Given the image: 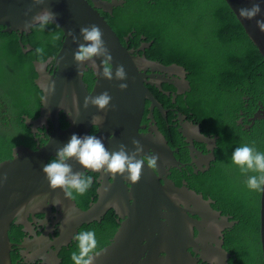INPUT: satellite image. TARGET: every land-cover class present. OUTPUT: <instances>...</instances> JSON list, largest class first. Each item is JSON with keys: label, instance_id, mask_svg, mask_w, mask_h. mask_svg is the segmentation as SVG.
<instances>
[{"label": "water", "instance_id": "1", "mask_svg": "<svg viewBox=\"0 0 264 264\" xmlns=\"http://www.w3.org/2000/svg\"><path fill=\"white\" fill-rule=\"evenodd\" d=\"M224 1L243 26L244 32L256 43L264 56V32L257 28L255 19H241L237 14L239 8L251 6L250 0ZM125 3L123 0H45L43 5H35L33 0H0V25L5 28L4 31L29 34L34 26L25 29V23H30L32 16L48 9L55 14L54 24L64 35L61 48L54 60L50 58L47 62L35 63L38 72L36 84L44 93L43 108L38 119L26 117V123L35 131L50 117L52 129L49 139L36 149L27 145H18L13 152V158L0 162V264H14L12 259L14 243L10 237L13 224L24 226V230L28 232L30 214L35 213L33 209L37 207L46 209L49 201L59 200L56 208L63 211L64 218V221H61L63 223L61 234L53 242V250L48 256L52 264H61L60 250L75 241L73 237L83 225L101 221L102 216L111 210L109 199L113 194L109 188L103 186V191L99 192L101 195L99 201L90 209L82 211L77 202L65 197L61 190L50 189L42 172L43 165L73 133L92 134L93 117H99L100 123L97 126L99 131L92 135L98 136L108 151L118 149L121 145L129 148L133 140H138L144 147V155L154 153L158 156L157 169L161 176L164 171L161 156L167 157L169 164L178 166L167 139L158 132L156 126H154L156 136L142 134L139 129L142 128L140 122L147 101L151 104L149 118L153 117L155 108L167 116V110L147 87V84H151L149 79H159L173 84L178 89L177 93L181 94L191 87L187 79V70L177 63L167 65L149 61L144 54L135 56L123 46L117 32L102 12L113 14L116 7ZM261 9V15L256 19H264V4L261 5ZM91 25L100 28L105 45L111 53L112 64L124 66L127 73V79L124 81L128 85L127 89L119 88L120 81L108 80L100 75L102 69H98L99 59L95 68L91 65L77 66L74 62L72 53L76 49V43L73 41V36L79 37L80 28ZM151 44L152 42L145 43L138 50L144 51ZM24 48L26 52L33 49L31 45H28V49L25 46ZM52 61L51 72L49 65ZM150 67L152 71H176L175 81L146 72V68ZM90 69H93L96 79L92 91L85 81V73ZM45 84L53 85L54 92H47L42 87ZM157 86L161 87V83ZM104 91H107L112 98L105 110L98 111L91 105L84 107L86 96L98 95ZM60 112L68 118L69 125L66 128H61ZM252 120L250 126H253L257 120H264V109L259 110ZM184 124L194 132L195 137L189 139L188 147L192 150L193 157H196L197 150L194 140L211 145L215 143L214 139L211 140L202 133L199 125H192L189 122ZM181 132L185 137L188 136L185 130ZM69 163L73 170L95 171L83 170L75 160ZM154 173L152 168L146 165L143 167L139 180L133 184L134 203L130 205L129 199L124 197L129 209L127 212L129 218L126 221L124 218V222L120 223L121 227L110 244L93 254L94 264H140L147 256L145 264H199L200 262L216 264L207 252L208 235L212 239L220 237L219 253L225 257L224 264H228L231 256L223 248V230L233 227L237 221L222 216L221 212L213 207L214 201L205 199L204 195L196 191L176 186L168 189L160 187ZM115 177L114 187H120L119 176ZM153 183L156 184L155 187ZM139 187L144 189V200L136 197ZM184 196H192L200 207V209L196 208V215L201 221L195 222L194 225L187 208L184 207V200L180 199ZM116 211L121 220L123 216L117 209ZM260 221L264 260V190L261 194ZM195 228L199 229L198 236ZM44 240H48V235L46 239L42 237L36 241ZM22 247L26 248L27 245ZM161 254L164 257L158 259L157 256ZM30 262L34 263L35 260ZM42 264L46 263L42 262Z\"/></svg>", "mask_w": 264, "mask_h": 264}, {"label": "trees", "instance_id": "2", "mask_svg": "<svg viewBox=\"0 0 264 264\" xmlns=\"http://www.w3.org/2000/svg\"><path fill=\"white\" fill-rule=\"evenodd\" d=\"M123 1L126 3L116 7L113 14L102 12L122 44L136 51L143 43L152 42L143 52L147 59L167 65L177 63L187 70L191 90L185 97L178 96L174 103L173 94L168 96L148 85L155 97L166 108H177L187 115L206 135L219 136L216 167L210 175L199 176L197 192L205 199H214L215 209L237 221L224 231L223 248L231 256L228 264H264L260 235L262 190L247 189L246 175L230 160L233 149L244 143L264 151V120H257L248 128L237 123L241 111L252 114L264 106L263 54L224 0ZM4 29L0 25V162L13 158L19 144L37 147L39 139H35L25 120L39 118L43 107L44 93L36 84L35 63L54 60L64 40L63 32L54 23L43 28L34 26L29 34ZM28 45L33 49L26 52L24 46ZM52 64L53 61L50 67ZM85 81L92 90L96 81L93 69L85 73ZM165 90L174 91V87L165 84ZM245 97L249 99L244 100ZM246 103L250 107L245 108ZM156 115L160 113L156 111ZM176 116L170 113L165 132L173 134L177 142L180 134L172 121ZM45 140L41 139V144ZM92 172L88 175L98 178L99 174ZM99 185L97 179L93 180L85 194L76 196L80 207H90ZM114 212L80 228L96 233L93 254L110 244L117 232ZM26 236L24 226L14 223L10 232L14 264L19 262V244ZM75 244L72 241L62 247L61 264H72L70 254Z\"/></svg>", "mask_w": 264, "mask_h": 264}, {"label": "clouds", "instance_id": "3", "mask_svg": "<svg viewBox=\"0 0 264 264\" xmlns=\"http://www.w3.org/2000/svg\"><path fill=\"white\" fill-rule=\"evenodd\" d=\"M33 3L35 5H43L45 0H33ZM250 4V7L239 8L237 14L241 19H255L257 28L264 32V19H256L261 15V5L264 4V0H250ZM54 22L55 14L48 9H44L32 16L31 22L25 23L24 28L29 29L33 26L43 28ZM73 41L76 43V49L72 55L77 66L91 65L95 68L99 59L100 67L98 69H102L100 75L108 80L116 79L120 81L119 88L121 90L127 89L128 85L124 82L127 79L124 66H114L112 64L111 53L105 45L103 34L98 26L81 27L79 37L74 35ZM42 87L47 92H54L53 85L45 84ZM111 99L107 91L98 95L86 96L84 107L87 108L91 105L98 111H103L110 105ZM92 122L94 126H98L100 123L99 117H93ZM132 144L134 153H139V157L130 152L125 145H121L118 149L110 152L98 136L73 133L67 142L56 149L54 156L43 165L42 172L48 181L50 189H59L64 193L65 197L71 199H75L77 195L85 194L93 183V178L90 175H86L85 171L73 170L69 163L72 160H75L83 170L101 171L104 174L113 176L119 175L124 180L135 183L139 180L145 165L149 168L157 166L158 156L154 153L143 155L144 147L138 140H133ZM230 160L232 165L246 175L245 186L247 189L264 190V151L244 143L233 149ZM248 173L253 174L249 175ZM105 187L110 189L108 184ZM179 188L188 189V186ZM52 203L55 206L59 204V200L54 199ZM191 219H193V223L199 221L196 218ZM73 238L76 244L75 250L70 254L72 264H94L93 253L97 246L96 233L93 230H80ZM190 252H192L191 249Z\"/></svg>", "mask_w": 264, "mask_h": 264}, {"label": "flooded vegetation", "instance_id": "4", "mask_svg": "<svg viewBox=\"0 0 264 264\" xmlns=\"http://www.w3.org/2000/svg\"><path fill=\"white\" fill-rule=\"evenodd\" d=\"M127 38H126V40H127ZM143 44H145V43H143ZM126 47L135 56H142L146 51V49H145L144 51H142V53L143 52L144 53L140 55L139 54V52H141L140 50L137 49L135 51V50L129 48V45ZM26 49H28V48L26 47ZM144 56H145V54H144ZM147 60H149V59H147ZM149 61H151V60H149ZM49 70L52 72V66L50 67V65H49ZM146 72L152 73V75H154L156 77H164L165 79H169V80L175 81V78H176V71H168V72H166V71L161 72L158 70L152 71V69L150 67V68H146ZM149 81L151 84H147V87H148V85L154 86L157 89H159L161 92H164L165 94H167L168 96H172V94H173V102L174 103L176 102V99L178 96H184L185 97V95L191 90V87H190V90L185 91L181 94H178L177 93L178 89L173 84L165 83L159 79H149ZM159 83H161V87L157 86V84H159ZM165 84H168L169 86L174 87V91H172V90H165L164 91ZM88 88L90 91L93 90V88H92V90L90 89V86ZM182 89H183V87H182ZM150 91L152 92L153 96L155 97V93L152 91V89H150ZM247 99H249V98L248 97L244 98V100H247ZM147 103H149V105H148V112L146 113ZM259 104H261V103H259ZM161 105H163V103H161ZM255 105L256 104H254L253 106H255ZM150 106H151L150 102L147 101L145 104L144 115H143V118L140 122V126L142 128L139 129V132L142 134L148 133V134H152V135L156 136V133L154 130V126H156L158 129V132H160V134H163L165 136V138L167 139V143H168L170 149L173 151V158L178 162V166L169 164L167 157L161 156V159H163V162H161V164L164 165L163 176H161L160 173L158 172L157 166L155 168H152L155 172L154 173L155 176L157 177V182H158L159 186L161 185L167 189L169 187H173V186H176V187L188 186L189 190H193V191L197 192V189H198L197 185L199 182V176L200 175H203V176L210 175L212 172V169L214 167H216V162L218 159L217 151L219 149V136L218 135L208 136L202 131V133L205 134L208 138H210L211 140L214 139L215 143L211 145L209 143H203V142H200L198 140H194V143H195L197 150L195 151L196 157H193L192 156V150H190L188 147L190 144L189 139H194L193 137H195L193 135L194 132L192 129L189 130L188 127H186L184 123L189 122L192 125H195V124H193L191 121L188 120L187 115L183 114L182 112H178L177 108L176 109H169V108H166L164 105H163L164 108L167 110V116H164L163 113H161L157 108H155L153 111V117L151 116L149 118V115L151 114ZM248 107H250V106L248 103H246L245 108H248ZM261 109L262 110L264 109L263 105L261 106ZM156 111H158L161 116L156 115ZM171 112L174 115H177L175 118L172 119V121L174 123L173 125L177 127V131L180 134L177 142L174 140L173 134L168 135L165 132V125H166V123H168L170 121V113ZM257 112L258 111L250 114L249 112L241 111L239 113V119H237L238 125L244 126L245 128H248L250 126V124L253 123L252 119H253V117H255ZM160 117H163L164 120H161ZM181 117H183V118L180 119ZM59 120L61 122V128L68 127V125H69L67 122L68 118L65 116V114L63 112H60ZM51 129H52V125L50 122V117H48L47 120L45 122H43L38 127L37 131H35L34 128H31V132H32V134L35 135V139H39L37 142V147H39V146H41L47 142V140L49 139L48 137H49V134L51 132ZM181 130H185V132L187 133L188 136L185 137L184 133L181 132ZM98 131H99L98 127L94 126L92 128L91 132H92V134H95ZM41 139H46L43 144H41ZM19 145H24V144H19ZM186 149H187V151H186ZM128 150L130 152L134 153L133 144H131V147H129ZM134 154H136L137 157H139V155H140L139 153H134ZM52 157H50L49 160ZM90 172H92V171H86L85 173H86V175H88V174H90ZM92 173L99 174L98 178H96V179L98 180L100 185L97 189L96 195L92 198V200L90 202V205H89L90 207L87 209H84V208L79 206L77 200H75V199H73V200H75L77 202L78 207L82 211L88 210L91 207H93L97 201H99V199L101 197V195L99 193L100 190L102 192L103 188H104L103 186L108 184V187L110 186V192H111V194H113V196L109 199V203L112 207H111V210H109L108 212L115 211L114 213H116L115 215L117 217L116 220L118 223V228L116 231H118V229H120V227H121L120 223L124 222L123 219L125 218V221H126L129 218L128 213H127L129 211V209L126 205L124 197H127L129 199L130 205H132L134 203V198H133V195H134L133 184L134 183L126 181L121 176L118 175L119 176V184L121 186L120 187H114L116 184V177L115 176L110 175V174H104L101 171H93ZM96 179H95V177H93L94 181H96ZM200 184L202 185V181ZM153 185H154V187L156 186L155 183H153ZM199 194H202V193H199ZM136 197L139 200H144V189H143V187L138 188V190L136 191ZM180 199L184 200V202H183L184 207L187 208L190 218H194V219L196 218L197 220H200V217H198L196 215L197 209H200L199 205L197 204V201H195L192 196H189V197L184 196V197H181ZM208 200L214 201L213 205L216 203V201L212 198H208ZM41 206H44V205L41 204ZM115 208L119 211L121 216H123L121 220H119L120 216L117 213ZM33 210L35 213L30 214V221H29V225L27 228L28 229L27 236L25 237L23 242L19 244L20 259H19L18 264H34L35 262H39V261L41 263L45 262L46 264H52L53 262H52V260H50V258L48 256L50 255L51 250H53V246H52L53 242L61 234V228L63 226V223H61V221H64L63 211H59L56 208V205L53 206V203L50 201L48 202V206L46 207V209H44L43 207H37L36 209H33ZM44 210L46 212H43ZM48 211H49V213H48ZM220 212H221L222 216H226V217L229 216V215L223 214L222 211H220ZM107 213L104 216H102L101 219H103L107 215ZM229 217H231V216H229ZM193 225H194V223H193ZM195 231H197V236H198L199 235V229L195 228ZM224 231H225V229L223 230V241H224ZM46 235H48V240H44L42 242L36 241L42 237H43V239H46ZM220 240L221 239L219 236L215 237V239H212L211 236L208 235V246H209V248L207 249V252H208L209 256L214 259L216 264H218V263L224 264V260H225V257H223L219 253V244L221 242ZM22 245H27V247L23 248ZM194 248L195 247H193V249ZM14 249L15 248L13 247V250ZM59 256H60V254H59ZM147 257L144 258L140 264H145L144 261L147 260ZM157 257H159L158 259H161V257H164V256L159 255ZM47 258H49V259H47ZM30 260H35V262L31 263Z\"/></svg>", "mask_w": 264, "mask_h": 264}, {"label": "rangeland", "instance_id": "5", "mask_svg": "<svg viewBox=\"0 0 264 264\" xmlns=\"http://www.w3.org/2000/svg\"><path fill=\"white\" fill-rule=\"evenodd\" d=\"M256 207H257V205H256Z\"/></svg>", "mask_w": 264, "mask_h": 264}]
</instances>
